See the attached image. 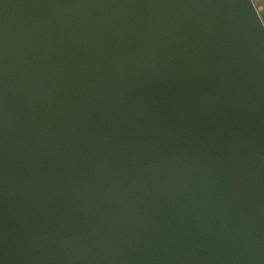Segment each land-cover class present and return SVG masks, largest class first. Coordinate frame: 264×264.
I'll list each match as a JSON object with an SVG mask.
<instances>
[{
  "label": "water",
  "instance_id": "obj_1",
  "mask_svg": "<svg viewBox=\"0 0 264 264\" xmlns=\"http://www.w3.org/2000/svg\"><path fill=\"white\" fill-rule=\"evenodd\" d=\"M0 264H264L252 0H0Z\"/></svg>",
  "mask_w": 264,
  "mask_h": 264
},
{
  "label": "crops",
  "instance_id": "obj_2",
  "mask_svg": "<svg viewBox=\"0 0 264 264\" xmlns=\"http://www.w3.org/2000/svg\"><path fill=\"white\" fill-rule=\"evenodd\" d=\"M252 2L254 3L261 19L264 22V0H252Z\"/></svg>",
  "mask_w": 264,
  "mask_h": 264
}]
</instances>
